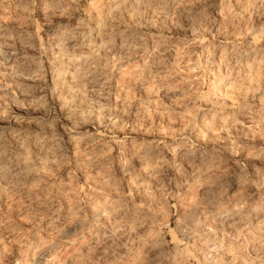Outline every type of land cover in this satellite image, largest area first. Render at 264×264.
I'll return each mask as SVG.
<instances>
[{
	"label": "clouds",
	"instance_id": "9594fccd",
	"mask_svg": "<svg viewBox=\"0 0 264 264\" xmlns=\"http://www.w3.org/2000/svg\"><path fill=\"white\" fill-rule=\"evenodd\" d=\"M0 264H264V0H0Z\"/></svg>",
	"mask_w": 264,
	"mask_h": 264
}]
</instances>
